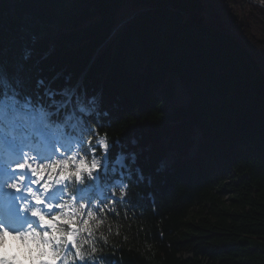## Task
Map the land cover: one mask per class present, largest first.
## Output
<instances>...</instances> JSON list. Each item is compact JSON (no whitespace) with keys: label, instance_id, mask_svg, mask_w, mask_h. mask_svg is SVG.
Returning <instances> with one entry per match:
<instances>
[{"label":"trees","instance_id":"16d2710c","mask_svg":"<svg viewBox=\"0 0 264 264\" xmlns=\"http://www.w3.org/2000/svg\"><path fill=\"white\" fill-rule=\"evenodd\" d=\"M0 65L20 101L57 116L100 93L99 121L83 113L81 125L109 127L102 182L128 183L123 202L101 199L124 226L105 264H264V8L0 0Z\"/></svg>","mask_w":264,"mask_h":264},{"label":"clouds","instance_id":"9594fccd","mask_svg":"<svg viewBox=\"0 0 264 264\" xmlns=\"http://www.w3.org/2000/svg\"><path fill=\"white\" fill-rule=\"evenodd\" d=\"M31 55L32 49L25 48L23 59ZM15 84L0 65V206L4 209L0 212V264H105L100 254L108 246L113 251L119 247L114 237L121 236L124 227L107 213L119 216L112 197L123 202L128 183L116 181L109 186L112 197L103 203L99 195L78 198L75 190L101 168L111 140L108 131L101 129L109 127L90 122L91 131L75 125L69 128L68 119H53L55 113L39 99L20 101V81ZM99 96L79 104L82 113H94L97 121ZM57 186H63L62 194L56 200L48 198Z\"/></svg>","mask_w":264,"mask_h":264},{"label":"rangeland","instance_id":"374dc122","mask_svg":"<svg viewBox=\"0 0 264 264\" xmlns=\"http://www.w3.org/2000/svg\"><path fill=\"white\" fill-rule=\"evenodd\" d=\"M249 3H251L252 5H255V6H258V7H261V8H264V0H247ZM69 89H71V90H69ZM75 88H74V86H72V87H69V88H66L65 90H64V92H63V94L64 95H72V92H73V90H74ZM74 93V92H73ZM187 99H188V97L187 96H185L184 98H183V102H187ZM62 107H64V105L62 104V102H60V103H58V105H57V108H59V109H62ZM68 113H65L64 114V118L65 119H68V127L69 128H71L73 125H75L76 127H78V128H80V126H79V122L78 121H76L75 120V118H74V116H75V114L76 113H78L79 114V112H80V110H79V107H75L74 105H72L71 104V106H69L68 107ZM54 113V112H53ZM82 113V112H81ZM61 115H63V111H62V114ZM72 115H73V117H72ZM77 115V114H76ZM72 120V122H71V120ZM105 161H106V156L104 155V157H103V161H102V164H101V167H102V165L105 163ZM172 162V156L171 155H168L164 160H163V163H162V168H165L166 166H169L170 165V163ZM114 164L116 165V166H118V167H123L124 166V156L123 155H119L117 158H116V160L114 161ZM101 169V168H100ZM100 169L99 170H97L94 174H93V178H91V179H89L90 181H91V184L94 186V187H96V193L98 194V195H100L101 194V186H100V184H101V178H100V175H99V173H100ZM121 183H124V182H121ZM79 187H82V186H80V184H79ZM90 191V188H85V189H81V190H79V192H78V198L79 197H81V196H83V195H85L86 193H88ZM61 192L59 191V194H60ZM58 194V195H59ZM58 197V196H57Z\"/></svg>","mask_w":264,"mask_h":264},{"label":"bare ground","instance_id":"6f19581e","mask_svg":"<svg viewBox=\"0 0 264 264\" xmlns=\"http://www.w3.org/2000/svg\"><path fill=\"white\" fill-rule=\"evenodd\" d=\"M72 117H73V115H72ZM75 118V120L77 121V119H76V117H74ZM71 120V119H70ZM71 122H72V120H71ZM2 171L3 170H0V173H2ZM57 191H55V189H52L50 192H49V194H48V198H51V199H53V200H56V199H58V194L59 193H56ZM56 194H57V196H56Z\"/></svg>","mask_w":264,"mask_h":264},{"label":"built area","instance_id":"2783aa9c","mask_svg":"<svg viewBox=\"0 0 264 264\" xmlns=\"http://www.w3.org/2000/svg\"><path fill=\"white\" fill-rule=\"evenodd\" d=\"M261 1V0H260ZM262 2V1H261ZM263 3V2H262Z\"/></svg>","mask_w":264,"mask_h":264}]
</instances>
